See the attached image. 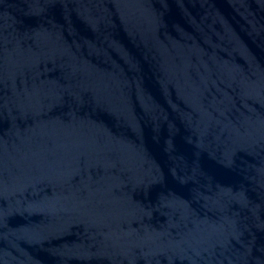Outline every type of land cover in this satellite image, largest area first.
<instances>
[{"label": "water", "instance_id": "obj_1", "mask_svg": "<svg viewBox=\"0 0 264 264\" xmlns=\"http://www.w3.org/2000/svg\"><path fill=\"white\" fill-rule=\"evenodd\" d=\"M0 264H264V0H0Z\"/></svg>", "mask_w": 264, "mask_h": 264}]
</instances>
